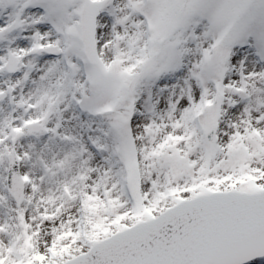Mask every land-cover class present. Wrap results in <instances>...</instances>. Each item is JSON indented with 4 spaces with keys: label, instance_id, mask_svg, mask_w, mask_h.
<instances>
[{
    "label": "snow or ice",
    "instance_id": "6c2138e0",
    "mask_svg": "<svg viewBox=\"0 0 264 264\" xmlns=\"http://www.w3.org/2000/svg\"><path fill=\"white\" fill-rule=\"evenodd\" d=\"M0 264H264V0H0Z\"/></svg>",
    "mask_w": 264,
    "mask_h": 264
}]
</instances>
